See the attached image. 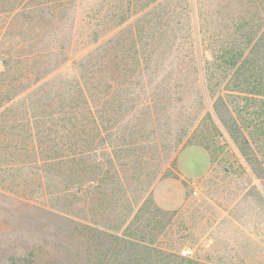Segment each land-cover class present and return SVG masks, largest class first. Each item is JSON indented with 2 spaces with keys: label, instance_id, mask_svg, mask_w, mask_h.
<instances>
[{
  "label": "rangeland",
  "instance_id": "374dc122",
  "mask_svg": "<svg viewBox=\"0 0 264 264\" xmlns=\"http://www.w3.org/2000/svg\"><path fill=\"white\" fill-rule=\"evenodd\" d=\"M145 7L140 0L137 9ZM76 10V0H0V264H264V103L247 95L245 109L244 96L230 92V107L215 109L194 77L184 87L164 82L165 101L174 98L157 129L136 104L117 103L128 92L115 103L109 89L99 94L87 193L67 205L68 171L45 160L40 125L70 87ZM239 111H247L245 130ZM208 134L212 151L201 140ZM190 146L206 149L211 164L206 173L203 158L186 153L187 179L177 160ZM170 178L187 189L173 211L154 200ZM71 213L89 227L82 250Z\"/></svg>",
  "mask_w": 264,
  "mask_h": 264
},
{
  "label": "trees",
  "instance_id": "16d2710c",
  "mask_svg": "<svg viewBox=\"0 0 264 264\" xmlns=\"http://www.w3.org/2000/svg\"><path fill=\"white\" fill-rule=\"evenodd\" d=\"M144 1L146 7L138 10L140 0H76L70 87L58 93L59 107L45 112L40 125L45 160L53 163L52 170L68 171L63 197L69 207L87 193L84 180L95 152L89 139L102 128L95 106L107 89L115 95L112 103L117 92H128L117 103L136 104L137 117L148 113L155 129L166 101L174 98L165 101L163 84L169 79L181 87L192 77L201 81L215 109L221 103L230 107L224 101L232 97L230 92L244 96L245 109L247 95L264 103V0ZM82 3L85 8L79 10ZM238 116L237 126L247 129V111ZM203 135L201 140L212 151L210 134ZM79 214H68L67 221L75 239L83 242L89 227Z\"/></svg>",
  "mask_w": 264,
  "mask_h": 264
},
{
  "label": "crops",
  "instance_id": "0c3cea01",
  "mask_svg": "<svg viewBox=\"0 0 264 264\" xmlns=\"http://www.w3.org/2000/svg\"><path fill=\"white\" fill-rule=\"evenodd\" d=\"M186 153H192L193 156H201L206 162L205 172L207 173L211 164L209 153L201 146H190L179 154L177 160L179 171L183 177H191L190 171L185 166L186 160L183 158ZM186 198L187 189L183 182L177 178L165 179L159 182L154 189V200L156 204L164 210L173 211L181 208Z\"/></svg>",
  "mask_w": 264,
  "mask_h": 264
},
{
  "label": "built area",
  "instance_id": "2783aa9c",
  "mask_svg": "<svg viewBox=\"0 0 264 264\" xmlns=\"http://www.w3.org/2000/svg\"><path fill=\"white\" fill-rule=\"evenodd\" d=\"M190 254H191V251L188 250V249H184V250L182 251V255H183L184 257H188V256H190Z\"/></svg>",
  "mask_w": 264,
  "mask_h": 264
}]
</instances>
